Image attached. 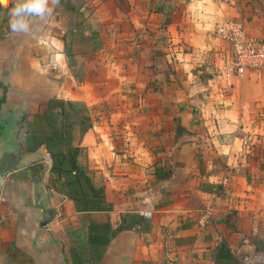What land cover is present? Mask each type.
Masks as SVG:
<instances>
[{"label":"crops","instance_id":"1","mask_svg":"<svg viewBox=\"0 0 264 264\" xmlns=\"http://www.w3.org/2000/svg\"><path fill=\"white\" fill-rule=\"evenodd\" d=\"M11 4L0 0V136L16 126L24 156L41 159L3 181L0 264H71L76 249L94 256L85 264H214L222 243L235 264H264V68L227 76L215 35L234 18L264 39V0H59L26 34L9 30ZM50 98L87 108L78 162L110 212L57 192L45 147L27 150ZM128 214L145 227L112 236Z\"/></svg>","mask_w":264,"mask_h":264},{"label":"trees","instance_id":"2","mask_svg":"<svg viewBox=\"0 0 264 264\" xmlns=\"http://www.w3.org/2000/svg\"><path fill=\"white\" fill-rule=\"evenodd\" d=\"M92 126L87 108L74 101L50 98L44 104L39 105L32 115L31 145L29 152L44 146L50 156V173L53 176L52 183L56 191L66 198L82 201L86 210L108 213L112 210V204L104 197L102 186L93 184L89 171L78 162V157L84 151L80 141L85 132ZM34 176L41 175L42 165L35 163L32 166ZM156 177L166 178L169 171ZM114 232L118 233L127 227H145L141 216L124 215L114 222ZM106 229L109 231L112 223L107 218ZM110 237L106 238L108 242ZM93 241L90 242L92 244ZM89 255V257H88ZM100 254L97 256L99 258ZM90 251L83 249L72 250L71 264H85L93 259ZM214 264H235L229 249L225 244H220L214 254Z\"/></svg>","mask_w":264,"mask_h":264},{"label":"built area","instance_id":"3","mask_svg":"<svg viewBox=\"0 0 264 264\" xmlns=\"http://www.w3.org/2000/svg\"><path fill=\"white\" fill-rule=\"evenodd\" d=\"M215 35L224 41L229 48V60L226 75L239 76L247 69L264 68V39H257L246 34L242 21L229 18L215 24ZM210 214L209 209H204L197 220L203 226ZM164 264H173L172 259L166 258Z\"/></svg>","mask_w":264,"mask_h":264},{"label":"clouds","instance_id":"4","mask_svg":"<svg viewBox=\"0 0 264 264\" xmlns=\"http://www.w3.org/2000/svg\"><path fill=\"white\" fill-rule=\"evenodd\" d=\"M59 0H12L7 10V24L12 33H29L34 20L53 13Z\"/></svg>","mask_w":264,"mask_h":264},{"label":"water","instance_id":"5","mask_svg":"<svg viewBox=\"0 0 264 264\" xmlns=\"http://www.w3.org/2000/svg\"><path fill=\"white\" fill-rule=\"evenodd\" d=\"M17 128H13L8 136H0V193L3 181L10 173L39 161L41 155L39 149L34 157H25L21 144L16 140Z\"/></svg>","mask_w":264,"mask_h":264}]
</instances>
